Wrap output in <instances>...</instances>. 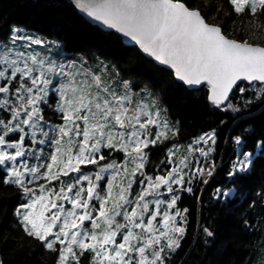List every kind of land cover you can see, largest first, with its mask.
Here are the masks:
<instances>
[{"label":"snow or ice","instance_id":"snow-or-ice-1","mask_svg":"<svg viewBox=\"0 0 264 264\" xmlns=\"http://www.w3.org/2000/svg\"><path fill=\"white\" fill-rule=\"evenodd\" d=\"M33 6L0 23L3 246L27 264H264V171L247 185L264 170V0ZM169 91L215 118L190 128Z\"/></svg>","mask_w":264,"mask_h":264},{"label":"trees","instance_id":"trees-1","mask_svg":"<svg viewBox=\"0 0 264 264\" xmlns=\"http://www.w3.org/2000/svg\"><path fill=\"white\" fill-rule=\"evenodd\" d=\"M39 0H0V23L3 22V18L7 17L9 21H30L40 11L33 5L38 3ZM168 96L170 103L173 106L175 112L186 123L190 121L188 126L195 129L200 126L206 120L214 119L215 117L208 116L206 111L199 108L197 101L194 97L185 96L182 93H176L173 95L169 91ZM264 170L257 168L254 170L252 176L249 178L247 185L250 188L256 187L261 180V173ZM11 190H0V197H7ZM207 196V193H205ZM239 216V209L235 212L220 211L215 223L213 225L217 239L207 250L206 259L217 258V248L221 242H228L237 231V217ZM3 225H0L2 228ZM12 245L9 244L6 247L3 246L0 241V257L5 261V264H27L24 257L14 256L10 252ZM196 258V253L189 258V264Z\"/></svg>","mask_w":264,"mask_h":264}]
</instances>
